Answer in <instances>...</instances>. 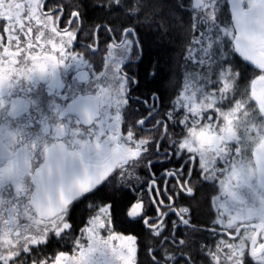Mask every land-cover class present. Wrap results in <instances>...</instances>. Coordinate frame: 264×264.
Listing matches in <instances>:
<instances>
[{"label": "snow or ice", "instance_id": "snow-or-ice-1", "mask_svg": "<svg viewBox=\"0 0 264 264\" xmlns=\"http://www.w3.org/2000/svg\"><path fill=\"white\" fill-rule=\"evenodd\" d=\"M96 7L161 33L180 24L183 81L161 110L157 91L132 95L136 26L104 25L101 41L79 4L0 0V264H95L97 251L109 264H195L181 227L215 238L199 248L208 264H264V0ZM198 186L213 210L200 227L182 203ZM117 191L136 194L124 215L154 243L116 232Z\"/></svg>", "mask_w": 264, "mask_h": 264}, {"label": "flooded vegetation", "instance_id": "flooded-vegetation-1", "mask_svg": "<svg viewBox=\"0 0 264 264\" xmlns=\"http://www.w3.org/2000/svg\"><path fill=\"white\" fill-rule=\"evenodd\" d=\"M61 3L65 5H69L70 0H61ZM90 21L91 20L88 17V15L84 13L85 31H88L97 26H101L100 28L101 41H103L107 37V34L103 32L102 26L104 25L112 26L116 29L122 28V27H117L116 25H109L108 23L90 24ZM138 30H139V39L142 46L141 57L138 61L131 62L125 65V68L129 72V74L135 75V77L139 81L138 85L134 86V88L132 89V95L133 97H148L151 92L157 91L158 94L161 96L160 108L161 110H163L169 107L171 100L175 97L177 89L181 86V83L183 81L185 67H186L183 57L185 55V45L189 39V35L186 33L184 38L182 39L183 43L180 45V48L177 51L178 53L176 55V61L174 62L175 68L163 69V66L157 68V66L155 67L148 62L147 60V57L149 56L147 54L148 46L143 43L142 31L140 29ZM118 55L119 53H117V56ZM102 60H103V44L101 43V52L92 61L97 69L103 70ZM153 70L157 72V76L155 78L148 75V73ZM69 79H71V77H69ZM135 106L140 107L138 104ZM159 179L160 177H158V180ZM197 191H198V195L196 199L185 198L182 201V203L184 206L189 207L191 211L193 223L198 227H200L210 224L213 210L209 209L207 203V193L209 192V189L200 188L198 186ZM130 194L132 196L136 195L135 193H130ZM141 194L144 196V200L147 201L148 196L150 195L147 189L141 188ZM79 210L84 212L83 213L84 219H86L88 213L87 207L82 204L76 209L75 213L77 214ZM127 219L129 220L128 222H130L133 226H136L138 230L134 232H128L127 234L124 235H135L137 236L138 242H142L143 244L154 243L148 237L147 229L143 226L142 223H137L136 221H133L130 218ZM103 233L104 232H101V236H104ZM178 238H184L186 240V246L188 248L190 255L193 257L195 264H208L209 258L206 256L205 253L199 251V248L201 245H207L208 247H212L215 243L214 237H212L205 231L193 232L191 230H188L187 232H185L183 227H181L179 230ZM93 255L97 256L96 253H94Z\"/></svg>", "mask_w": 264, "mask_h": 264}, {"label": "trees", "instance_id": "trees-1", "mask_svg": "<svg viewBox=\"0 0 264 264\" xmlns=\"http://www.w3.org/2000/svg\"><path fill=\"white\" fill-rule=\"evenodd\" d=\"M165 2L170 6L172 3L176 2V0H165ZM182 2L186 4L187 0H182ZM97 3H99V0H70L69 5L79 4L81 10L90 18V24L108 23L109 25H116L117 27L136 26L142 31L143 43L148 46V62L155 67L157 66V68H160L161 66H163V69L175 68L174 62L176 61L177 51L183 43L182 39L186 34V32L182 30L180 24H175V26L170 28L166 33H161L153 27L141 26V21L129 19L122 12H114L109 15L104 10L97 8ZM164 11H168V8H165ZM187 19L186 16L183 17L185 26ZM131 197L132 195L130 193L125 194L119 191L115 193V199L122 206L121 212L117 216L114 224L116 232L120 234H127L128 232L138 230L136 226H133L128 222L129 220L123 212V205L126 204ZM83 213V211L79 210L77 214H74L77 223L84 218ZM103 234L105 235V233ZM53 247L54 250L65 249L68 245L57 242Z\"/></svg>", "mask_w": 264, "mask_h": 264}, {"label": "rangeland", "instance_id": "rangeland-1", "mask_svg": "<svg viewBox=\"0 0 264 264\" xmlns=\"http://www.w3.org/2000/svg\"><path fill=\"white\" fill-rule=\"evenodd\" d=\"M175 86V85H173ZM114 246L119 247V242L118 241H113L112 242ZM97 256L93 255V259L95 261V264H109V261L111 260V253L109 252L107 255H105L101 251L95 252Z\"/></svg>", "mask_w": 264, "mask_h": 264}]
</instances>
